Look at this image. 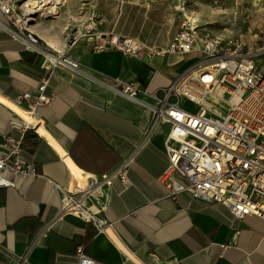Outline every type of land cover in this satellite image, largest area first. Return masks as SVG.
<instances>
[{
	"label": "crops",
	"instance_id": "0c3cea01",
	"mask_svg": "<svg viewBox=\"0 0 264 264\" xmlns=\"http://www.w3.org/2000/svg\"><path fill=\"white\" fill-rule=\"evenodd\" d=\"M152 7L160 16V4ZM177 9L176 4L171 8L169 21H152L146 30L118 26L117 32L148 46L165 47L183 21ZM30 29L49 46L42 28ZM15 30L0 12V94L27 108L35 105L33 115L81 169L111 177L124 165L111 183L103 182L109 191L105 215L144 264H264V218H238L222 203L173 193L160 180L168 165L164 146L168 126L148 134L147 109L81 72L65 67L48 70L44 55L26 48ZM81 49L71 57L87 74L137 81L150 91L168 86L200 55L135 57L115 48ZM44 78L48 79L44 94L51 102L38 104L36 96L18 101L20 93L36 89ZM7 137L22 140L23 157L42 176L0 187V264H18L16 258L25 254L22 264H80V246L104 264H135L106 231L73 215L64 216L39 239L44 223L57 214L60 189L68 185L70 170L48 139L0 100V157Z\"/></svg>",
	"mask_w": 264,
	"mask_h": 264
},
{
	"label": "built area",
	"instance_id": "2783aa9c",
	"mask_svg": "<svg viewBox=\"0 0 264 264\" xmlns=\"http://www.w3.org/2000/svg\"><path fill=\"white\" fill-rule=\"evenodd\" d=\"M0 12L16 29L15 36L22 38L26 48L44 55L48 70L65 67L81 72L147 109L151 115L148 134L168 126L164 140L168 165L160 180L173 193L188 192L194 198L222 203L238 218L247 215L264 218V69L257 64L255 52L243 50L242 44L230 38L209 33L199 37L188 19H183L165 47L148 46L130 35L100 34L98 28L104 19L91 5L77 31L70 34L73 45L82 35L96 51L115 48L135 57L200 54L199 60L168 86L150 91L137 81H124L118 76L108 80L87 74L81 70L78 59L44 46L41 37L30 29L33 17L25 0H0ZM47 84L48 79L44 78L36 89L20 93L18 101L36 96L38 104L51 102L52 98L44 94ZM210 95L218 99L211 100ZM183 99L195 102L199 109L196 112L185 109L181 105ZM29 109L33 114L35 105ZM4 146L0 187H15L18 179L42 176L23 157L21 139L7 137ZM123 167L111 177L123 172ZM176 174L187 182L179 181ZM88 194V190L68 191L66 197L61 194L57 214L44 223L39 239L66 215L93 223L85 216ZM78 257L80 264H104L90 256L83 246L78 249ZM25 260L26 254L16 258L18 264Z\"/></svg>",
	"mask_w": 264,
	"mask_h": 264
},
{
	"label": "rangeland",
	"instance_id": "374dc122",
	"mask_svg": "<svg viewBox=\"0 0 264 264\" xmlns=\"http://www.w3.org/2000/svg\"><path fill=\"white\" fill-rule=\"evenodd\" d=\"M65 4L58 15L33 14L32 17L38 18L32 20L31 25L39 26L44 34L57 39L60 51L68 55L81 51L84 45L92 47L82 35L74 45L69 38L77 31L91 5H95L104 19L100 34L111 35L118 34V26L122 30H146L152 21H169V12L176 4L177 8H185V12L177 9V13L181 12L182 19L192 22L199 37L209 33L230 38L242 44L243 50L255 52L257 64L264 69V0H69ZM153 4L161 6L158 17L154 15L157 10L153 9ZM197 59L196 56L194 60ZM181 105L192 112L199 109V105L189 99H183ZM102 186L105 187L104 183Z\"/></svg>",
	"mask_w": 264,
	"mask_h": 264
},
{
	"label": "bare ground",
	"instance_id": "6f19581e",
	"mask_svg": "<svg viewBox=\"0 0 264 264\" xmlns=\"http://www.w3.org/2000/svg\"><path fill=\"white\" fill-rule=\"evenodd\" d=\"M69 0H26L25 6L28 11L33 15L39 13V17L58 15L59 9L66 5ZM181 11L185 12L183 6L179 7ZM38 17H33L31 20H35ZM44 36L47 38L49 46L54 50L60 51L58 40L53 36L45 33ZM61 52V51H60ZM211 100H217L218 97L210 95ZM0 100L10 107L23 121L36 127L38 132L46 137L48 141L56 148L62 159L68 165L70 170V180L65 188H61V194L66 197L68 191H85L88 190L87 198V211L86 217L90 218L93 223L103 228L109 237L115 242L119 249L135 264H144L116 235L105 215L106 204L109 197L108 188L103 187V182L114 180L112 177L100 176L93 172L85 171L81 169L77 164L70 158L65 148L56 140V138L45 128L43 122L36 118L30 111L29 108L22 106L10 98H7L0 94Z\"/></svg>",
	"mask_w": 264,
	"mask_h": 264
}]
</instances>
